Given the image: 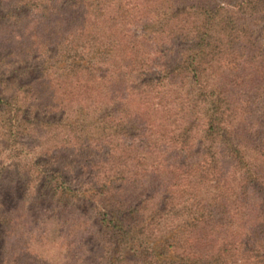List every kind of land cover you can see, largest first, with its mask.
<instances>
[{
  "label": "trees",
  "instance_id": "16d2710c",
  "mask_svg": "<svg viewBox=\"0 0 264 264\" xmlns=\"http://www.w3.org/2000/svg\"><path fill=\"white\" fill-rule=\"evenodd\" d=\"M2 144L0 264L17 210L73 264H264V0H0Z\"/></svg>",
  "mask_w": 264,
  "mask_h": 264
},
{
  "label": "rangeland",
  "instance_id": "374dc122",
  "mask_svg": "<svg viewBox=\"0 0 264 264\" xmlns=\"http://www.w3.org/2000/svg\"><path fill=\"white\" fill-rule=\"evenodd\" d=\"M42 41V40H41ZM42 43V42H40ZM32 82V81H30ZM13 90L6 89L7 95H10ZM61 131V132H60ZM67 130H65L66 132ZM62 129L59 128H43V127H34V131L32 132V139L33 140H26L25 142L27 145L24 148V154L22 155V158L24 159V163H31L35 162L38 158L41 159V167H44L48 170H61L64 171L65 174L70 173V159L71 157V151H66L64 154L65 158L59 156H55L54 150L58 147V138H56V135H64ZM53 138V140H50V138ZM42 138L47 139L48 142H45L46 144L44 147L36 148L34 143L36 139ZM57 139V140H56ZM35 140V141H34ZM44 140V141H45ZM8 145L2 144L0 145V163H3L7 161L9 151H8ZM46 153L48 155H46ZM61 157V158H60ZM68 158V159H66ZM82 162V161H81ZM71 174V173H70ZM38 179L34 181L35 185H37ZM16 207V206H15ZM21 205V209H22ZM16 220L18 219L19 222L12 223L11 231L17 235L19 238H13L10 241V244L13 246L11 247L12 254L8 257L9 262H13L14 258L16 260V257H14V251H16L18 248L25 249L27 248L28 252L26 256H23L21 258L22 264H73L74 260L70 257L71 254V247L72 242L75 240L73 232L75 231V223L74 220H76L75 217H70L69 214H66L64 216V219H69V223L66 224L64 230L59 231V227H61L62 222L55 223L52 221V223L49 226V229L54 232L49 233L48 236H45L43 233V228H37L33 230L26 229L27 225L24 226V223L26 224L24 217V212H21L17 210L15 214ZM70 217V218H69ZM15 220V222H16ZM14 257V258H13Z\"/></svg>",
  "mask_w": 264,
  "mask_h": 264
}]
</instances>
